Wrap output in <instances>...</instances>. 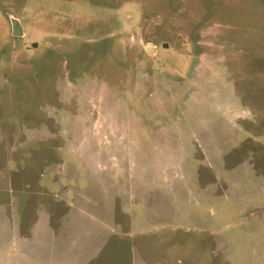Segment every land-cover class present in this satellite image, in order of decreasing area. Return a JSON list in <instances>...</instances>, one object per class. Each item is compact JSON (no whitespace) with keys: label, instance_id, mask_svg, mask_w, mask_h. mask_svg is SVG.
I'll use <instances>...</instances> for the list:
<instances>
[{"label":"rangeland","instance_id":"rangeland-1","mask_svg":"<svg viewBox=\"0 0 264 264\" xmlns=\"http://www.w3.org/2000/svg\"><path fill=\"white\" fill-rule=\"evenodd\" d=\"M0 264H264V0H0Z\"/></svg>","mask_w":264,"mask_h":264},{"label":"water","instance_id":"water-1","mask_svg":"<svg viewBox=\"0 0 264 264\" xmlns=\"http://www.w3.org/2000/svg\"><path fill=\"white\" fill-rule=\"evenodd\" d=\"M12 25H13V34L15 36H22L24 34L23 33V28H22V26H21V24H20V22L18 20L14 19ZM152 49L153 48L150 47V46L146 47V50H147L148 53H151Z\"/></svg>","mask_w":264,"mask_h":264}]
</instances>
